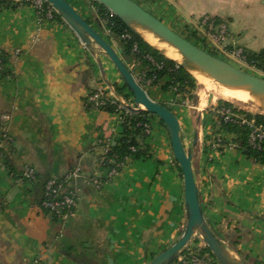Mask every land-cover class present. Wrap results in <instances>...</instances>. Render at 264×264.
I'll use <instances>...</instances> for the list:
<instances>
[{"label": "crops", "instance_id": "obj_1", "mask_svg": "<svg viewBox=\"0 0 264 264\" xmlns=\"http://www.w3.org/2000/svg\"><path fill=\"white\" fill-rule=\"evenodd\" d=\"M66 1L102 34L148 97L177 117L211 228L248 262L264 264V164L247 157L233 133L217 130L218 100L199 108L189 103L191 91L164 90L166 77L147 84L144 66L125 53L93 0ZM134 1L175 32L195 31L196 21L209 16L227 24L226 45L264 50V0ZM0 49L6 68L0 75V133L11 139L0 144V264H149L185 224L182 173L165 126L148 116L144 143L151 155L129 157L108 178L98 164L99 142L116 144L123 127L118 114L86 105L92 90L110 89L71 28L53 11L38 15L28 5H0ZM99 57L107 80L123 87L111 61ZM123 94L131 104L130 91ZM215 138L223 142L220 149ZM5 158L16 172L33 168L37 181L13 176ZM74 167L82 173L76 213L61 223L39 207L41 184ZM88 178L102 185L96 188Z\"/></svg>", "mask_w": 264, "mask_h": 264}, {"label": "water", "instance_id": "obj_2", "mask_svg": "<svg viewBox=\"0 0 264 264\" xmlns=\"http://www.w3.org/2000/svg\"><path fill=\"white\" fill-rule=\"evenodd\" d=\"M44 1L71 28L89 54L95 59L103 82L108 86L118 102L131 112L156 115L163 122L168 133L174 158L182 173L185 224L179 236L169 247L155 255L149 264H170L194 239L199 240L208 247L219 264H251L223 240L207 222L201 208L199 191L194 180L193 152L190 148H185L182 142L181 128L175 114L167 107L148 97L143 87L136 81L123 60L104 39L102 34L91 26L66 0ZM94 1L108 9L141 38L142 36L138 30L149 32L175 48L184 61L182 63L176 62L187 71L189 69L186 63L190 64L193 70L205 74L223 86L245 90L256 99L264 101L263 77L239 69L198 47L172 30L162 20L142 8L134 0ZM100 54L106 56L119 73L123 83L132 95L133 106L125 101L116 92L113 84L107 80L99 57Z\"/></svg>", "mask_w": 264, "mask_h": 264}, {"label": "trees", "instance_id": "obj_3", "mask_svg": "<svg viewBox=\"0 0 264 264\" xmlns=\"http://www.w3.org/2000/svg\"><path fill=\"white\" fill-rule=\"evenodd\" d=\"M12 3L13 2L11 0H0V5L7 6ZM93 4L97 7L100 14H106V16L104 15L106 19V26L114 34L120 37L123 33H128L130 35V38H121L124 45L125 53L128 55L134 54L135 57L142 63L145 68L144 77L145 79H151V85H156L160 79L166 77L168 78V80L163 87L164 90H173L176 94H180L182 92L193 91L196 88V80L189 71L183 68L176 61L165 56L158 49L146 42L143 38L135 34L133 31H131L114 14L110 15L109 10L106 9L104 6L94 0ZM53 13L55 14V17L57 19L62 21V19L56 12L53 11ZM134 45H136L137 52H134L132 50ZM210 52L216 56L214 50ZM244 55L246 58V62L249 64V66L255 67L264 72V50H261L257 53L244 50ZM3 61L5 63L4 57ZM114 88L116 92L124 98L125 101H127L128 103L130 102L128 96L123 94V89L127 88L125 84L123 87H119L118 85L114 84ZM95 91L96 90H92L91 94H93ZM86 105L88 106V108H93L90 102H87ZM118 105H120V103L116 98L105 97L104 104L98 109L114 113ZM220 107H222V110L220 114H217V130L227 133H233L235 135L234 143L237 145V147L247 157L253 158L257 162L264 164V140L260 142L259 149L253 147L249 143V137L252 128L249 127L248 124L240 123V121L244 119L246 122H251L255 126H261L264 130V114L251 113L236 108L230 102L224 100H218V108ZM123 110L125 111V109ZM223 110L227 111V113L223 112ZM151 115L153 114L128 112L127 116H125L122 122L123 131L120 139L117 141L116 144L110 146V149L105 154L101 155L104 157L105 160V164L101 165V168L109 171L116 164L120 162L124 163L129 157H134L138 159L140 157L148 158L151 155L149 147L144 143V140L148 135V133L146 132L145 125H148V116ZM160 122L161 124H163L161 120ZM0 142H11V139L5 133H0ZM103 143V141H100L99 145L102 146ZM5 164L9 172L13 176L17 177L19 180L29 182L37 181L36 173L35 178L33 180H27L22 175L23 169L20 172H16L15 169L11 166L10 161L6 158ZM49 179L50 178H46L41 184L42 195L38 202L39 207L45 212L47 211L42 207L41 204L44 200L45 183ZM193 242L199 243L197 239H194ZM201 251L209 254L212 258H214V260H216L208 247L204 246ZM251 264H260V262L254 261Z\"/></svg>", "mask_w": 264, "mask_h": 264}, {"label": "built area", "instance_id": "obj_4", "mask_svg": "<svg viewBox=\"0 0 264 264\" xmlns=\"http://www.w3.org/2000/svg\"><path fill=\"white\" fill-rule=\"evenodd\" d=\"M17 5H28L34 8L38 15L43 14L45 11H54L44 0H11ZM110 12V11H109ZM113 13L110 12V15ZM195 31L199 34L202 40L207 41L210 44L212 50L220 51L224 55L239 59L246 63L244 55V49L240 46H228L225 44L228 38V26L224 21H218L209 16H203L195 23ZM121 38H130L128 33H123ZM134 52H137L136 45L132 48ZM3 52L0 49V75L5 74V63L3 61ZM7 74V73H6ZM143 79V78H141ZM147 84L151 83V79L145 80ZM93 94L89 95V102L93 108L98 109L104 104L105 97H111L110 91L105 88H97ZM130 104V103H129ZM133 106V101L130 104ZM125 109V111L123 110ZM129 111L121 104L116 107L114 113L119 115L121 124L127 116ZM223 112L227 113V111ZM228 118V117H226ZM241 124H248L252 128L249 143L256 148H260V142L264 140V130L261 126H255L251 122H246L244 119L240 121ZM146 132L149 133L150 125H145ZM102 154H105L110 149V144L103 141ZM1 144V142H0ZM223 142L221 138H215L213 145L216 148H220ZM101 154V155H102ZM98 164L104 165V157L101 156L98 160ZM124 163H118L111 168L107 176L110 178L123 166ZM22 175L27 180H33L35 178V171L29 166H25L22 170ZM82 178L81 169L74 167L70 169L66 174L60 178H50L44 187V200L42 201V207L57 221L66 223L75 216L77 200L79 196V180ZM88 183L93 184L96 188L102 185V181L99 178H88ZM201 243V242H200ZM197 245L188 246L180 255H178L170 264H219L217 260H214L209 254L196 249ZM200 250V251H199Z\"/></svg>", "mask_w": 264, "mask_h": 264}, {"label": "bare ground", "instance_id": "obj_5", "mask_svg": "<svg viewBox=\"0 0 264 264\" xmlns=\"http://www.w3.org/2000/svg\"><path fill=\"white\" fill-rule=\"evenodd\" d=\"M138 32L146 42L157 48L165 56L177 62H184L182 56L175 48L169 46L167 43L160 40L157 36L143 30H138ZM186 66L188 67L190 73L197 80V82L200 85H203L205 89H214V91H216L215 93H217L221 98L232 103L246 105L245 107L253 110L258 107L259 109L264 111V101L256 99L247 91L223 86L212 78L206 76L205 74L200 73L197 70H193L190 64L186 63Z\"/></svg>", "mask_w": 264, "mask_h": 264}, {"label": "rangeland", "instance_id": "obj_6", "mask_svg": "<svg viewBox=\"0 0 264 264\" xmlns=\"http://www.w3.org/2000/svg\"><path fill=\"white\" fill-rule=\"evenodd\" d=\"M158 18H159V16H158ZM176 31L181 36H183L186 39H188L189 41H191L193 44H195L198 47H200V48L206 50L207 52L211 53L210 51H212V48L210 47V44L207 41L202 40L201 39L202 37L199 34H197L196 31H193V29L192 30H188L186 28H181V29L180 28H176ZM225 44H226V42H225ZM215 54H216V56L218 58L223 59V60L231 63L232 65H234L235 67H237L239 69H242V70H244L246 72H249L251 74H254V75H257L259 77H263L264 78V72L263 71L255 68V67L249 66V64L247 62L244 63V62L240 61L239 59H235L233 57H229L227 55H224L220 51H215ZM215 92L216 91H214V89H211V90L210 89H205L204 86L200 85L197 82V80H196V88L193 91H191L189 103L191 104L190 101L194 100L195 101V106H198L199 108H204L205 106H208L213 101H217V100L227 101V100L221 98ZM227 102H230V101H227ZM230 103L236 108H239V109L251 112V113H262V114H264V111L259 109L258 107L255 108V110H253V109H250L248 107H245L246 105L232 103V102H230ZM192 242H193V240H192ZM194 245H197V247H195L196 249H199V248L202 249V246L203 247L205 246L203 243H200V241H199V244H197L196 242H193L191 246H194Z\"/></svg>", "mask_w": 264, "mask_h": 264}]
</instances>
